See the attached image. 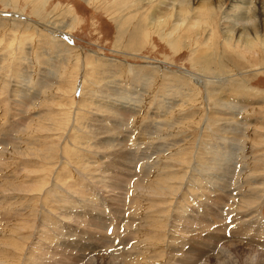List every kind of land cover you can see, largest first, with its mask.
Listing matches in <instances>:
<instances>
[{"label":"rangeland","instance_id":"374dc122","mask_svg":"<svg viewBox=\"0 0 264 264\" xmlns=\"http://www.w3.org/2000/svg\"><path fill=\"white\" fill-rule=\"evenodd\" d=\"M35 1L0 0V264L264 255V0Z\"/></svg>","mask_w":264,"mask_h":264},{"label":"bare ground","instance_id":"6f19581e","mask_svg":"<svg viewBox=\"0 0 264 264\" xmlns=\"http://www.w3.org/2000/svg\"><path fill=\"white\" fill-rule=\"evenodd\" d=\"M5 1H7V2H5L6 4H10L11 6H12V4L15 6H17V4H16V0H12L13 2H10V0H5ZM142 2L143 1H145V0H141ZM146 1H148V2H151L152 0H146ZM36 3L34 4V6H36V5H39V1L38 0H36L35 1ZM5 5V4H4ZM209 5V6H208ZM204 4L203 6H201L202 7V9L204 8L205 10H206V13H210V14H208L209 16L212 14L213 15V10L212 9H210L211 8V5L210 4ZM183 6H184V4H183ZM201 7H200V10H201ZM37 9L39 10V8L37 7ZM183 9V12L181 11V10H179V13L178 14H183V15H185V17H186V14L188 15V13H189V9H188V7H185V8H182ZM154 10V9H153ZM212 10V11H211ZM37 11V10H36ZM125 12V11H124ZM37 13H39L38 11H37ZM36 13V14H37ZM18 15V14H17ZM20 16V15H19ZM140 16V15H139ZM171 16V15H170ZM170 16H168V17H170ZM172 17V16H171ZM183 17V16H182ZM205 17V16H204ZM177 18V17H176ZM188 18V17H187ZM126 19H128V18H126ZM146 19V18H145ZM169 19V18H168ZM25 20V19H24ZM27 20V19H26ZM149 20H151V17L149 18ZM178 20V19H177ZM186 21V19L185 18H181V19H179V21ZM204 20H206V22H205V24H203L202 23V25H207V26H209L210 27V24L212 23V22H210V24L208 23V17H205V19ZM144 22H145V20H143ZM146 21H147V19H146ZM167 20L166 19H163V20H160L159 19V21L157 22V24L155 25V30H157L158 32H160V31H162L161 29H162V27H163V25L165 24L166 25V22ZM198 22H199V20H197ZM27 22V21H26ZM128 22V21H127ZM152 22V21H151ZM168 22V21H167ZM1 23V22H0ZM10 23V22H9ZM30 23H32V22H30ZM153 23V22H152ZM195 23V22H194ZM200 23V22H199ZM237 23V22H236ZM236 23H234V24H236ZM35 24V23H34ZM136 24V23H135ZM143 24V23H142ZM182 24V23H181ZM198 24V23H197ZM38 25V23L36 22V26ZM54 25V24H53ZM140 25V24H139ZM154 25V24H153ZM153 25H152V27H153ZM190 25V24H189ZM200 25V24H199ZM39 26V25H38ZM41 26V25H40ZM59 26H61V25H59ZM58 26V29H59V31L60 30H62V31H64L65 29L64 28H62V29H60V27ZM162 26V27H161ZM207 26H205V27H207ZM232 26V25H231ZM196 27V26H195ZM233 27H235V26H232V27H230V29L232 28V30H233ZM43 28V27H42ZM141 28H142V26H141ZM140 28V29H141ZM197 28V27H196ZM199 28H200V26H199ZM23 29H25V28H23ZM154 29V28H153ZM190 29V28H189ZM202 29H203V27H202ZM15 30H17V29H15ZM27 30V29H26ZM35 30L37 31V29L35 28ZM53 31H51V33H56L54 30V27H53V29H52ZM178 29H177V27H175L174 28V32L175 31H177ZM184 30V29H183ZM182 30V31H183ZM192 30H194V29H192ZM234 30H236V29H234ZM36 31H34V32H36ZM57 31V30H56ZM62 31H60L59 33H61ZM139 31V30H138ZM41 32H42V30H41ZM139 32H142V33H144L145 32V30L144 29H141ZM178 32V31H177ZM18 33V32H17ZM23 33V32H22ZM26 33H28L27 31H26ZM37 33H38V31H37ZM147 33V32H146ZM172 33V32H171ZM176 33V32H175ZM14 34V33H13ZM24 34H25V32H24ZM23 34V35H24ZM33 34V33H32ZM34 34H36V33H34ZM61 35H63V34H61ZM147 35V34H146ZM167 35H171V34H167ZM54 36V35H53ZM58 36V35H57ZM18 37H20V36H18ZM162 38H163V36H162ZM186 40V39H185ZM230 41V40H229ZM180 42V41H179ZM250 42L251 41H247V43H248V45L250 44ZM229 43V42H228ZM246 43V42H245ZM246 43V44H247ZM13 44V43H12ZM214 44V43H213ZM246 44H245V46H246ZM16 45V44H15ZM252 45V44H251ZM2 46V45H1ZM216 46V45H215ZM214 46V47H215ZM4 47V46H3ZM182 47V46H181ZM7 49V48H6ZM9 49V48H8ZM248 50L251 52V54L253 53L252 52V47H248ZM10 51V50H9ZM9 51H6V52H8V53H10V54H12L11 52H9ZM213 54V53H212ZM215 54V53H214ZM6 55V54H5ZM4 55V56H5ZM62 55V54H61ZM12 56V55H11ZM10 55H9V57H11ZM82 62L83 61H81V60H77V62H76V64L77 65H81L82 64ZM208 65H210L209 64V62H208ZM28 69V68H27ZM216 69V68H215ZM114 74V73H113ZM184 77H186V78H190L191 80H193V81H195V83L198 85V86H200V87H203V85H204V83L206 82H208L209 80H208V78H202V80H200L198 77H196L194 74L192 75L191 73H189V72H184V73H181ZM211 79V78H210ZM80 80V79H79ZM209 82H211V81H209ZM205 83V84H206ZM230 83V82H229ZM234 85V84H233ZM205 87V86H204ZM203 87V88H204ZM235 87V86H234ZM219 88V87H218ZM221 92V91H220ZM216 96V95H215ZM221 107V106H220ZM58 108V107H57ZM74 110V109H73ZM45 112V111H44ZM108 113V112H107ZM51 114V113H50ZM58 115V114H57ZM69 119V118H68ZM70 120V119H69ZM76 120V119H75ZM44 121V127H40L39 129H37V126L34 128H32V131H31V135H33V136H35L36 135V133H37V130H38V132H41V133H44V134H46L47 135V133H50L51 131H55L56 130V125H57V123H59V122H61L62 121V119H59V118H57V116L54 114L52 117H50L49 119H44L43 120ZM114 121V120H113ZM112 121V122H113ZM43 123V122H42ZM64 123V122H63ZM103 123V122H102ZM62 124V123H61ZM78 124V123H77ZM43 126V125H42ZM92 127V126H91ZM91 129V128H90ZM106 130V129H105ZM93 131V130H92ZM91 131V132H92ZM35 132V133H34ZM25 134V133H24ZM30 136V135H29ZM38 136V135H37ZM61 137V136H60ZM39 138V137H38ZM65 138H66V136H65ZM63 139V138H62ZM32 140V139H31ZM31 142V141H30ZM45 143V142H44ZM18 147V146H17ZM20 148V147H19ZM30 148V147H29ZM33 148V147H32ZM115 148V147H114ZM47 149H49V148H47ZM60 149V148H59ZM110 149V148H109ZM50 150V149H49ZM114 150V149H113ZM43 151V150H42ZM41 151V152H42ZM99 151V150H98ZM11 152L13 153V151L11 150ZM14 152H15V155L17 154V156L19 155V157H22V158H25V159H39V157L40 158H42L43 159V156H44V153H39V152H37V151H35V150H31V151H28V150H14ZM114 152V151H113ZM106 156V155H105ZM107 157V156H106ZM122 157H124V156H122ZM35 160V161H36ZM40 160V159H39ZM48 160V159H47ZM27 162V161H26ZM37 162V161H36ZM26 167V166H25ZM2 168V167H1ZM5 168V167H4ZM103 173V172H102ZM22 178V177H21ZM29 179V178H28ZM27 179V180H28ZM45 179V178H44ZM43 180V179H42ZM20 181V180H19ZM46 181V180H45ZM23 183H24V180L22 181ZM27 184V183H26ZM40 184H42V183H40ZM99 184V183H98ZM8 185V184H7ZM29 185V184H28ZM24 186V185H23ZM144 186H146V185H144ZM148 186V185H147ZM165 186V185H164ZM44 187V186H43ZM13 188V189H12ZM38 188H40V187H38ZM100 188V187H99ZM139 188L141 189V190H144V189H142V186H139ZM146 189V188H145ZM154 189V188H153ZM16 191V190H19V191H22V192H26L27 194L28 193H33V188H27V187H17L15 184H14V182L13 183H11V184H9L8 185V189H6V190H4V191ZM148 190H149V188H148ZM42 191V190H41ZM144 192H145V190H144ZM67 193V192H66ZM151 193V192H150ZM156 193V192H155ZM21 194V193H20ZM153 194V193H152ZM164 195V194H163ZM153 197V196H152ZM250 201V200H249ZM252 201V200H251ZM178 203V202H177ZM246 203L247 202H244L243 203V206H244V208L246 207ZM249 203V202H248ZM250 204V203H249ZM210 205V204H209ZM251 205V204H250ZM248 206V205H247ZM69 210V209H68ZM219 210V209H218ZM63 212V211H62ZM166 212V211H165ZM83 216H85V215H83ZM248 216V215H247ZM236 217V216H235ZM81 218V217H80ZM218 218V217H217ZM82 219V218H81ZM241 219V218H240ZM239 219V220H240ZM246 219V218H245ZM248 219V218H247ZM246 219V220H247ZM222 220V219H221ZM238 221V220H237ZM70 222V221H69ZM161 222V221H160ZM231 223V222H230ZM102 224V223H101ZM200 224V223H199ZM244 225V224H243ZM244 226H246V225H244ZM263 226V225H262ZM185 227L186 226H183V228L185 229ZM200 227V226H199ZM260 227V226H259ZM258 227V228H259ZM19 228V227H18ZM187 228V227H186ZM262 228V227H261ZM82 229V228H81ZM201 229V228H200ZM18 230H20V229H18ZM22 230V229H21ZM25 230V229H24ZM75 230V229H74ZM92 230H93V228H92ZM159 230V229H158ZM188 230V229H187ZM194 230V229H193ZM171 231V230H170ZM240 231V230H239ZM248 231V230H247ZM235 232V231H234ZM102 233V232H101ZM249 233V232H248ZM262 233H264V230H263V232ZM261 233V234H262ZM239 234H241V233H239ZM244 234H246V233H244ZM91 235V234H90ZM243 235V234H242ZM21 236V235H20ZM96 238V237H95ZM263 238V237H262ZM42 239V238H41ZM254 239V238H253ZM258 240V239H257ZM248 242V241H247ZM255 242V241H254ZM239 244L236 246L235 244H230V245H225V246H222V248L220 249L219 248V251H217V253H216V256H211L210 254H209V256H211L209 259H207V260H205V262H203V264H209V263H211V264H229L230 262H232L231 261V258H232V251L233 252H236V249H238L239 247V250L241 251L240 252V255H239V257L241 258V261H242V264H264V255H262L263 253H260L259 251L257 252V251H255L254 249H252V248H247V247H244L245 245H242L240 242H238ZM262 243V242H261ZM10 246V245H9ZM258 246V245H257ZM263 246V245H262ZM214 247V246H213ZM60 248V247H59ZM68 248V247H67ZM168 248H169V246H168ZM215 248V247H214ZM12 249V248H11ZM98 249V248H97ZM127 249V248H126ZM45 250V249H44ZM84 250V249H83ZM94 250V249H93ZM137 250V249H136ZM43 251V250H42ZM53 251H55V249H52V254H54V256H56V255H60V253L61 252H57V253H54ZM238 251V250H237ZM38 252H39V250H38ZM65 252V251H64ZM173 252V251H172ZM212 252H214L213 250H211V252L210 253H212ZM46 253H47V251H46ZM49 253V252H48ZM69 253V252H68ZM135 253V252H134ZM168 253V252H167ZM169 253H171V252H169ZM191 253V252H190ZM190 253H189V255H190ZM44 254L45 253H43L42 255H40V254H38V255H36V256H40V258H44V259H47V257L45 258V257H43L44 256ZM65 254V253H64ZM67 254V253H66ZM139 255V254H138ZM73 256H75V254L73 255ZM187 256L188 255H186V258H187ZM82 257V256H81ZM127 257V256H126ZM131 257V256H130ZM140 257V256H139ZM183 257V256H182ZM207 257V256H206ZM39 258V259H40ZM48 258H49V254H48ZM51 258V257H50ZM49 258V259H50ZM92 258V257H91ZM90 258V259H91ZM113 258V257H112ZM133 258V257H132ZM166 258V257H165ZM198 259H199V257H197ZM33 259V258H32ZM48 259V260H49ZM52 259V258H51ZM85 259V258H84ZM93 259V258H92ZM107 259H108V257H107ZM107 259H105V257L104 258H94V260H90L88 263L86 262L85 264H115L116 263V261H115V258H114V261L113 260H107ZM153 259V258H152ZM193 259L194 258H191V259H189L190 261H193ZM197 259V260H198ZM203 259V258H202ZM118 260V259H117ZM132 260H135V259H132ZM180 260V259H179ZM183 259H181V261H182ZM187 260H188V258H187ZM188 260V261H189ZM68 261V260H67ZM199 261V260H198ZM61 262V261H60ZM72 263H73V261H71ZM75 262V261H74ZM106 262V263H105ZM123 262V261H122ZM186 262V261H185ZM2 263V262H1ZM63 263V262H62ZM71 263V264H72ZM180 263V262H179ZM178 263V264H179ZM183 263V262H182ZM197 263V262H196ZM5 264V263H4ZM34 264H39V262H34ZM49 264V263H48ZM74 264H76V262L74 263ZM123 264V263H122ZM233 264H235V263H233Z\"/></svg>","mask_w":264,"mask_h":264}]
</instances>
